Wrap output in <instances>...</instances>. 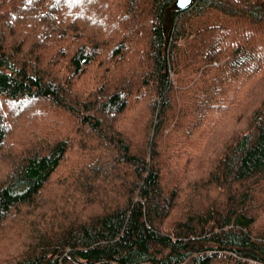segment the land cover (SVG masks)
I'll return each instance as SVG.
<instances>
[{"label": "trees", "instance_id": "16d2710c", "mask_svg": "<svg viewBox=\"0 0 264 264\" xmlns=\"http://www.w3.org/2000/svg\"><path fill=\"white\" fill-rule=\"evenodd\" d=\"M175 1L0 0V264H264V0Z\"/></svg>", "mask_w": 264, "mask_h": 264}, {"label": "water", "instance_id": "95a60500", "mask_svg": "<svg viewBox=\"0 0 264 264\" xmlns=\"http://www.w3.org/2000/svg\"><path fill=\"white\" fill-rule=\"evenodd\" d=\"M196 0H176L175 3L167 9L164 17V31L166 34L169 33L172 25V13L173 12H184L190 9Z\"/></svg>", "mask_w": 264, "mask_h": 264}, {"label": "rangeland", "instance_id": "374dc122", "mask_svg": "<svg viewBox=\"0 0 264 264\" xmlns=\"http://www.w3.org/2000/svg\"><path fill=\"white\" fill-rule=\"evenodd\" d=\"M64 181H58V182H54L47 190L46 192L43 194L42 198H51V194L53 193V191H55L56 189H59V186L63 183ZM50 214V213H49Z\"/></svg>", "mask_w": 264, "mask_h": 264}]
</instances>
